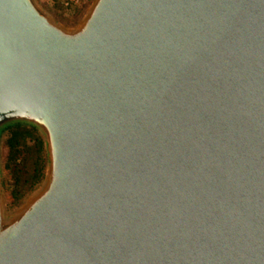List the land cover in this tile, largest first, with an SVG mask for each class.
Returning a JSON list of instances; mask_svg holds the SVG:
<instances>
[{"label":"water","instance_id":"1","mask_svg":"<svg viewBox=\"0 0 264 264\" xmlns=\"http://www.w3.org/2000/svg\"><path fill=\"white\" fill-rule=\"evenodd\" d=\"M17 123L45 169L9 214L0 154V264H264V0H0Z\"/></svg>","mask_w":264,"mask_h":264},{"label":"trees","instance_id":"2","mask_svg":"<svg viewBox=\"0 0 264 264\" xmlns=\"http://www.w3.org/2000/svg\"><path fill=\"white\" fill-rule=\"evenodd\" d=\"M4 139L6 193L9 205L15 206L43 178L44 143L34 127L19 123L6 128Z\"/></svg>","mask_w":264,"mask_h":264},{"label":"rangeland","instance_id":"3","mask_svg":"<svg viewBox=\"0 0 264 264\" xmlns=\"http://www.w3.org/2000/svg\"><path fill=\"white\" fill-rule=\"evenodd\" d=\"M39 4L47 11L49 14L55 18L57 21L67 24V25H73L77 23L86 13L87 9L91 5L93 0H79L78 3L70 5V6H65V1L66 0H37ZM4 138L3 136L2 142H1V147H0V154H1V160L4 162V155H5V146H4ZM45 169V168H44ZM5 171L3 172V176L1 179V187L2 190L5 194V201H6V206H7V212L12 213L15 210H17L26 200L29 198L31 195H33L38 188L41 186L42 181H40L32 191H30L28 194H26L23 199L16 204L15 206L9 205L8 199H7V181L5 180Z\"/></svg>","mask_w":264,"mask_h":264},{"label":"built area","instance_id":"4","mask_svg":"<svg viewBox=\"0 0 264 264\" xmlns=\"http://www.w3.org/2000/svg\"><path fill=\"white\" fill-rule=\"evenodd\" d=\"M78 1L79 0H66L64 5L65 6H70V5L78 3Z\"/></svg>","mask_w":264,"mask_h":264}]
</instances>
